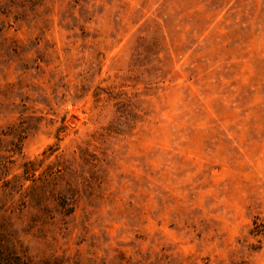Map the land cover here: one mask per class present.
Segmentation results:
<instances>
[{
  "label": "rangeland",
  "instance_id": "obj_1",
  "mask_svg": "<svg viewBox=\"0 0 264 264\" xmlns=\"http://www.w3.org/2000/svg\"><path fill=\"white\" fill-rule=\"evenodd\" d=\"M6 251L264 264V0H0Z\"/></svg>",
  "mask_w": 264,
  "mask_h": 264
},
{
  "label": "trees",
  "instance_id": "obj_2",
  "mask_svg": "<svg viewBox=\"0 0 264 264\" xmlns=\"http://www.w3.org/2000/svg\"><path fill=\"white\" fill-rule=\"evenodd\" d=\"M16 186L12 185L10 181H6V183L4 184V187L9 190H13ZM14 259L16 260L20 258L19 256L15 255V252L13 251H6L0 253V264H11V263L14 264L13 262L15 261Z\"/></svg>",
  "mask_w": 264,
  "mask_h": 264
}]
</instances>
